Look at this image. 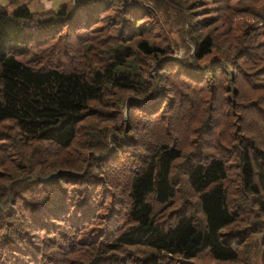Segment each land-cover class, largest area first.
Segmentation results:
<instances>
[{
  "label": "trees",
  "instance_id": "1",
  "mask_svg": "<svg viewBox=\"0 0 264 264\" xmlns=\"http://www.w3.org/2000/svg\"><path fill=\"white\" fill-rule=\"evenodd\" d=\"M93 1L75 0L31 28L28 10L0 7V264L256 262L241 249L264 232V0H211L199 19L187 6L180 39L193 49L183 58L155 31L166 26L153 0ZM218 21L226 30L215 49ZM32 47L37 54L27 56ZM182 93L184 125L171 107ZM126 106L129 129L111 145L103 125ZM208 115L210 124L193 125ZM199 135L212 153H192ZM78 142H88L89 156ZM112 147L132 152L134 163L117 164ZM60 170L51 181L37 178ZM49 197L56 210L44 206ZM248 211L255 227L234 228Z\"/></svg>",
  "mask_w": 264,
  "mask_h": 264
},
{
  "label": "rangeland",
  "instance_id": "2",
  "mask_svg": "<svg viewBox=\"0 0 264 264\" xmlns=\"http://www.w3.org/2000/svg\"><path fill=\"white\" fill-rule=\"evenodd\" d=\"M72 2H73V0H0V7H2L6 12H11L15 9L21 10L22 8H20V7H23L24 10H28L29 16H28L27 20H25V23L28 24V26L31 28L32 26H34V23L37 21V19L57 16L60 14V13H58V11L61 10L63 8V6L70 7ZM169 2L174 7H170V6L165 5L162 2V0H153V2H152V5H154V11L156 13V17L160 21L164 22L165 26H166L165 32L160 31L159 29H155V31L164 33V36L167 37L170 42L172 41L173 43H176L178 46L175 49V52H176L175 56H177L179 58H183L184 56L188 55L193 49L192 46H190V48H186V47L182 46L181 45V39H180V29H181V26L184 25V20L186 19V16H187V10H188L187 6H189L191 8V6L194 4L193 6H195L196 10H193V9L192 10L194 12L197 11V13H198L197 19L201 18L203 15H208L205 12L208 11L209 9H211L213 6L211 5V0H169ZM17 10H15V11H17ZM106 17L110 18L111 15H107ZM60 21H61V24H59L52 31H46V33H52L55 30L60 29L62 27L63 20H60ZM245 21H250V18L247 15L243 16L241 18L236 17L233 21V24H232L233 32L238 33L239 27ZM225 30H226V26L222 25L220 21H218L216 24H214L213 27L211 28L210 33L215 38V41H216L215 49L223 48L220 34L222 32H224ZM200 31H201L200 32L201 35H203L208 31V28L202 27V28H200ZM232 43H229V44L232 45ZM248 48L249 47H243L242 50L247 51ZM36 54H37V49L32 47L27 56L36 55ZM208 61H209V58H205L204 60L202 59V61L200 62L201 63L200 68L196 67V72L201 73L202 72L201 69L204 67V65ZM205 79H208V76H205ZM231 80H232V78H230V81ZM230 86L233 88L232 85H230ZM231 87H230V89H231ZM230 89H229V86L225 87L223 93L225 95H229L231 98V101L235 102L234 92L231 93ZM233 90L234 89H232V91ZM228 92L230 94H228ZM181 95H184L186 97V99L184 100L183 97H181ZM188 99H189L188 94L182 93V94H180V96H177L176 98H174L175 102L172 103V105H171L172 115L180 125H184L185 122L187 121ZM117 110L122 111L120 109H117ZM125 110H127V106L123 110V113H121L119 120H116V119L108 120L103 125V128H105V131H107V139L111 145H113L114 138H117L118 136L124 137V135L120 134L119 132H126L129 129L128 128L129 126L127 123L128 114L125 112ZM229 113L231 115V123L232 122L237 123L239 120V117L236 116L234 111H231ZM105 115L107 117H111V115H109V114H105ZM142 117H144L148 121V118H149L148 116H142ZM164 117H165V115L163 113H161L159 115V119H158L159 122H162L164 120ZM209 117H210V115L203 117L201 122H199V123L196 122L193 125L194 126H197V125L202 126L205 123L210 124ZM130 123H131V121H130ZM144 124H145V122H143V120L141 118H139L138 125L141 129L144 126ZM210 129L211 128H209V127H205L201 131L207 132V131H210ZM198 134H199V131H198ZM181 135L185 136V135H188V133H186V131L182 130ZM127 138H130V136H127ZM189 138H194V137L189 136ZM86 141H88V140H86ZM87 143L78 142V144H77V146L79 145V147L81 148L85 157L89 151H93V150H89V148L86 147L85 144H87ZM193 144L195 145L196 149L192 153H196V152L201 151L203 149L209 153H212V151H213V149L211 148V146L209 144V139L205 135H199V137L195 138V142ZM126 149L130 150L131 148L127 146L126 148H124V150H126ZM220 150L222 152H224L226 155L230 152V150L227 149V147L226 148H220ZM121 151H123V150H121ZM109 153H110L111 157L119 159L117 164L132 165V163H134V158L131 157L132 152H129L128 154L121 153L118 155V152L114 149V147H112ZM87 156H89V153ZM189 156H190V154L188 155L185 152L183 158L178 160V162L182 163V162L186 161L189 158ZM14 160L19 162V159L14 158ZM89 163H90V158L86 160L84 168H86L89 165ZM61 171H63L64 173L66 172L64 170H61ZM172 172L174 173L175 178L181 176L179 174V172L174 170V169ZM7 185L9 186L10 182ZM13 185H14V183H12L10 185V189H12ZM180 191L182 193V197L185 198L186 195H185V191L183 190V188H180ZM61 196H63V205H64V203H65L64 201L67 200L68 198L65 196V192L62 193ZM59 200H61V199H59ZM7 206H8V204L6 205V208H7ZM44 206L50 210H56L57 205L54 202L53 197H49L46 200ZM237 208L239 210H241L240 207H237ZM4 211H5V209H4ZM6 211H7V209H6ZM247 214L248 215L250 214L249 211L245 212V213L243 212V213L238 214L237 222L234 225V228H237L239 225H242V226L248 225L249 223H251V225L253 227H255V225L253 223V219L251 220V216H248V221H247V219H246ZM72 217H74L73 214H72ZM76 219H77V217H76ZM254 237H255V235L251 236L250 239L253 240ZM263 238H264V232L259 234L256 237V239H254L252 242L243 243V246L245 245L246 247L241 249L242 258L244 259L245 255H246L245 252L250 250L251 260L253 258L257 259L256 262H252L251 264H260L259 258L261 257L262 252H264V245L262 244Z\"/></svg>",
  "mask_w": 264,
  "mask_h": 264
},
{
  "label": "water",
  "instance_id": "3",
  "mask_svg": "<svg viewBox=\"0 0 264 264\" xmlns=\"http://www.w3.org/2000/svg\"><path fill=\"white\" fill-rule=\"evenodd\" d=\"M63 171H56V172H52V173H50V174H48V175H46V176H43L42 174H38L37 175V178L39 179V180H43V181H46V182H48V181H51V180H53L59 173H62Z\"/></svg>",
  "mask_w": 264,
  "mask_h": 264
}]
</instances>
